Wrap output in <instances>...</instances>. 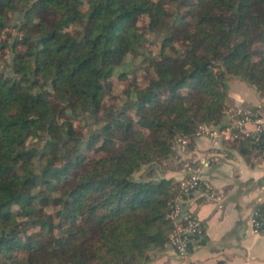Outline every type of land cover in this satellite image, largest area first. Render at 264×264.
<instances>
[{
    "label": "trees",
    "instance_id": "obj_1",
    "mask_svg": "<svg viewBox=\"0 0 264 264\" xmlns=\"http://www.w3.org/2000/svg\"><path fill=\"white\" fill-rule=\"evenodd\" d=\"M7 47L0 264H145L170 242L177 137L225 122L232 75L264 95V0H0Z\"/></svg>",
    "mask_w": 264,
    "mask_h": 264
},
{
    "label": "crops",
    "instance_id": "obj_2",
    "mask_svg": "<svg viewBox=\"0 0 264 264\" xmlns=\"http://www.w3.org/2000/svg\"><path fill=\"white\" fill-rule=\"evenodd\" d=\"M257 93L259 98L255 101L230 95L229 104L252 106L264 102V95ZM233 141H223L218 149L219 159L201 166L203 176L222 193L223 205L219 206V201L203 191L193 196L190 205L203 234L192 242L189 255L181 257L169 243L153 251L145 264H216L220 260L222 264H264V228L256 232L251 220L254 209L264 206V154L257 150L245 152ZM211 150L214 149L207 137L193 136L182 155L175 141L174 153L167 160L174 164L176 158H189L198 164ZM180 163L163 166V173L179 180L186 175Z\"/></svg>",
    "mask_w": 264,
    "mask_h": 264
},
{
    "label": "built area",
    "instance_id": "obj_3",
    "mask_svg": "<svg viewBox=\"0 0 264 264\" xmlns=\"http://www.w3.org/2000/svg\"><path fill=\"white\" fill-rule=\"evenodd\" d=\"M225 122L220 124L201 123L194 136H205L211 142V150L199 159L185 158L183 169L186 175L174 183L175 195L169 201L168 217L173 223L170 234V244L181 257H187L190 251V243L203 234L195 211L190 202L198 191H203L209 198L219 201L222 206L223 195L201 173V166L209 165L218 160V149L225 140L250 139L256 144L259 152L264 153V102L252 106L243 104H228L224 109ZM190 138L178 136L179 154L188 150ZM253 229L259 232L263 229L264 211L256 207L252 214Z\"/></svg>",
    "mask_w": 264,
    "mask_h": 264
},
{
    "label": "rangeland",
    "instance_id": "obj_4",
    "mask_svg": "<svg viewBox=\"0 0 264 264\" xmlns=\"http://www.w3.org/2000/svg\"><path fill=\"white\" fill-rule=\"evenodd\" d=\"M12 23H13V21H12ZM142 23H144V22H142ZM72 28H75V27L73 26ZM8 33H10V34H8ZM17 33H18V31H17L16 27L9 25L3 30L1 37L7 38L8 41H10L11 38ZM159 46H160V44L158 42H155L152 44L151 50L153 52H155L156 49L159 48ZM9 50L10 49L8 47L4 48L3 50L0 49V58L3 57L6 59L7 58L9 59L11 56V52ZM131 52H133V51L130 50V48H127L126 50L123 51L122 55L123 54H129ZM139 59L140 58H138L137 62L135 63L134 68H136V66H138L136 64L139 63L138 62ZM128 68L126 70H128ZM144 70H145L144 67H141L140 69H137L134 72L130 71V73L128 75H124L122 79L119 78L118 76H112V80H111L112 82L108 87L109 88L108 89V95H107L108 102H111V103L117 102V101L120 102V95L122 94L123 90H127L128 87H130L131 85H139L140 86L142 81L146 78V73ZM228 84H229V94L230 95H234V96L241 95V96L245 97L246 99L253 100V101L258 100V98H259L256 88L250 82H248V80H246L245 78H242V77L236 76V75H232L228 78ZM76 123H77V121H76ZM84 130L87 131L86 126H84ZM93 150H94V148L90 149L88 152L92 153ZM178 153H179V151H178ZM183 160L179 161V158H176L175 163L181 164L180 162H182V164H183ZM170 162L171 161H168L163 166H171V165L175 164V163L173 164Z\"/></svg>",
    "mask_w": 264,
    "mask_h": 264
}]
</instances>
